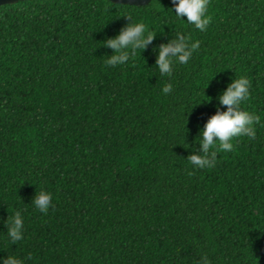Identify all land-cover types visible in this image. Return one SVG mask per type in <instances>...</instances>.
I'll list each match as a JSON object with an SVG mask.
<instances>
[{
	"label": "trees",
	"instance_id": "obj_1",
	"mask_svg": "<svg viewBox=\"0 0 264 264\" xmlns=\"http://www.w3.org/2000/svg\"><path fill=\"white\" fill-rule=\"evenodd\" d=\"M172 3L0 6V256L264 264V0H209L204 30L177 19ZM125 14L156 35L125 64L106 65L102 41L130 22ZM177 31L199 47L162 76L155 48ZM240 75L250 81L241 107L261 116L256 137H236L214 166L194 168L186 158L199 151V129ZM41 188L52 193L47 212L31 204ZM17 210L24 238L12 245L4 221Z\"/></svg>",
	"mask_w": 264,
	"mask_h": 264
},
{
	"label": "clouds",
	"instance_id": "obj_2",
	"mask_svg": "<svg viewBox=\"0 0 264 264\" xmlns=\"http://www.w3.org/2000/svg\"><path fill=\"white\" fill-rule=\"evenodd\" d=\"M208 7L209 0H173L172 7L169 9L177 19L182 22L186 21L196 29L204 30L210 22V16L207 14ZM122 16L129 17L130 22L122 26L117 34L102 41V46L112 49V53L107 55L105 60V64L109 66L125 64L137 49L143 51L156 35L152 30H148L144 23L134 22L130 15ZM198 47V40L190 42L188 35L177 31L175 38L155 48L157 53L155 65L159 73L162 76H171L174 65L176 63L186 64ZM172 87L171 83L166 82L161 92L168 94ZM249 95L250 81L243 75L231 79L227 87L219 94V105L226 106V108L222 110L218 105L216 112L199 129V135L195 138V143L200 145L199 151L192 152L186 158L194 168L214 166L219 151L233 149L234 138L246 136L254 139L256 137V124L261 122V116L241 107ZM52 202L50 191L44 188L39 191L35 189L31 204L36 209L40 212H47ZM4 223L8 242L13 245L24 238V218L19 210L15 211L11 217L8 216ZM0 264H24V259L8 254L0 256ZM196 264H208L207 258L202 256Z\"/></svg>",
	"mask_w": 264,
	"mask_h": 264
},
{
	"label": "water",
	"instance_id": "obj_3",
	"mask_svg": "<svg viewBox=\"0 0 264 264\" xmlns=\"http://www.w3.org/2000/svg\"><path fill=\"white\" fill-rule=\"evenodd\" d=\"M22 0H0V6L4 4H12ZM117 4H128L135 6H144L148 5L152 0H109Z\"/></svg>",
	"mask_w": 264,
	"mask_h": 264
}]
</instances>
